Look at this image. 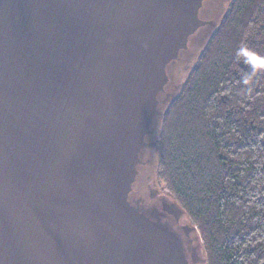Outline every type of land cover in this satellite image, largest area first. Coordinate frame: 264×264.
<instances>
[{
	"label": "water",
	"instance_id": "water-1",
	"mask_svg": "<svg viewBox=\"0 0 264 264\" xmlns=\"http://www.w3.org/2000/svg\"><path fill=\"white\" fill-rule=\"evenodd\" d=\"M232 1L0 0V264H207L158 154Z\"/></svg>",
	"mask_w": 264,
	"mask_h": 264
},
{
	"label": "trees",
	"instance_id": "trees-1",
	"mask_svg": "<svg viewBox=\"0 0 264 264\" xmlns=\"http://www.w3.org/2000/svg\"><path fill=\"white\" fill-rule=\"evenodd\" d=\"M264 0H233L163 122L159 180L198 228L207 264H264Z\"/></svg>",
	"mask_w": 264,
	"mask_h": 264
},
{
	"label": "clouds",
	"instance_id": "clouds-1",
	"mask_svg": "<svg viewBox=\"0 0 264 264\" xmlns=\"http://www.w3.org/2000/svg\"><path fill=\"white\" fill-rule=\"evenodd\" d=\"M237 59L243 60L245 65L250 66L251 73H246L242 77V83L247 85L250 82L251 75L257 71L264 72V56L258 54L257 52L251 50L247 46H240L236 50Z\"/></svg>",
	"mask_w": 264,
	"mask_h": 264
}]
</instances>
